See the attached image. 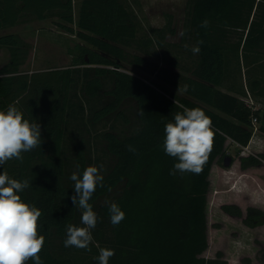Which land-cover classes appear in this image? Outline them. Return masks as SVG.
<instances>
[{"label":"trees","instance_id":"obj_1","mask_svg":"<svg viewBox=\"0 0 264 264\" xmlns=\"http://www.w3.org/2000/svg\"><path fill=\"white\" fill-rule=\"evenodd\" d=\"M72 2L15 0L10 5L14 16L9 17L7 0H0L1 23L14 24L29 12L35 18L58 16L65 22L61 26L80 39L68 49L71 64L22 71L23 40L13 33L0 35V49L10 51L9 61L0 68V110L14 105L25 119L40 125L42 140L39 147L22 153V161L0 165V173L29 181L18 194L42 212V264H99L100 248L114 250L108 264H229L222 251L213 257L202 255L209 246V177L216 160L225 157L228 139L247 146L254 118L262 122L258 129L264 132V108L256 103L264 104V0H189L182 42L192 40L195 46L203 41L200 52L184 68L186 73L178 71L179 56L170 57L169 65L158 70L161 82L123 64L124 46L138 40L141 23L125 0H81L77 14ZM204 20L209 21L207 28L201 27ZM164 30L176 34L171 19L166 27L153 29L161 45ZM153 40L146 35L140 42L149 46ZM127 100L135 102L139 117L131 132L98 127L113 114L130 123L133 107H123ZM185 107L201 108L212 121L213 149L199 174H171L178 161L163 149L166 123L174 122ZM84 127L94 141L85 140ZM263 161L264 151L240 155L242 168ZM92 162L103 165V186H97L89 201L98 216L91 230V251L65 247L66 226H83L82 210L71 200L75 192L70 176L74 171L82 175ZM112 202L125 213L116 226L110 222ZM221 208L242 217L249 227L264 224V209L259 207L248 206L245 215L237 203H223ZM260 253L264 263V247Z\"/></svg>","mask_w":264,"mask_h":264},{"label":"rangeland","instance_id":"obj_2","mask_svg":"<svg viewBox=\"0 0 264 264\" xmlns=\"http://www.w3.org/2000/svg\"><path fill=\"white\" fill-rule=\"evenodd\" d=\"M15 0H7L9 17L14 16L11 3ZM81 0H73L74 13L79 11ZM125 2L138 15L140 23V32L138 40L128 46H124L126 59L123 64L130 70H135L151 81L161 82L158 77L160 66H168L170 57H178V71L186 73L185 67L196 59L190 47L194 46L193 41L182 42V37L178 35L183 30L184 24L189 18L190 3L189 0H125ZM75 16V15H74ZM171 19V25L175 27L176 34H171L164 30L165 45L156 43L157 27H166ZM65 23L58 16L44 18L34 17L32 13H27L19 17L14 24L0 22V35L13 33L20 36L24 44L21 46L25 61L21 65L22 71L42 70L50 67H64L72 62V55L68 52L70 46L80 41L75 35V31L68 30L61 26ZM73 29H77L74 22L67 23ZM153 38L154 42L149 46L141 44V39L145 36ZM183 43L180 49L179 44ZM189 45L185 48L184 45ZM143 57L144 61H138L136 57ZM10 59V51L7 47L0 49V68ZM124 70V69H123ZM167 86V84L163 83ZM111 82L108 81V87ZM179 95H184L180 89L171 87ZM123 107L129 111L133 107V112H129L130 123L122 118L114 116L109 117L107 124L98 127L106 130L109 127L128 133L138 124L139 117L136 112L134 101H124ZM114 122V123H113ZM91 122L88 124L90 125ZM114 125V127L112 126ZM257 126L258 121H257ZM85 128V127H84ZM256 142L249 146L250 153H259L264 151V134L260 129L255 130ZM85 140L94 141L93 133L84 132ZM262 138V139H258ZM258 139V140H257ZM103 143V141L99 142ZM75 146V145H74ZM241 147L231 139L227 141L225 156L230 155L233 162L230 166L225 165L224 158H218L214 163L210 174V189L208 193L207 219H208V239L209 246L202 253L205 257H213L218 251L224 253L229 264H259L257 256L260 259L261 253L258 250L264 246V225L249 229L243 223L242 217L226 214L222 207L223 203H236L241 206L246 213L248 206H256L264 209V163L259 167L242 168L238 161L240 155L249 154L242 151ZM72 169H75L72 163ZM90 166H96L94 162ZM113 194H110L111 198ZM263 243V244H261ZM264 264V263H263Z\"/></svg>","mask_w":264,"mask_h":264},{"label":"clouds","instance_id":"obj_3","mask_svg":"<svg viewBox=\"0 0 264 264\" xmlns=\"http://www.w3.org/2000/svg\"><path fill=\"white\" fill-rule=\"evenodd\" d=\"M209 21L204 20L201 27L207 28ZM187 30L178 33L183 37ZM203 41L191 47L193 54H199ZM187 49L189 45L185 44ZM179 90V89H178ZM184 91H187L185 85ZM143 114V113H142ZM214 131L210 117L199 107L183 108L177 112L174 122L164 127V152L175 158L174 171L199 174L213 149ZM42 143L40 125L25 119L23 113L14 105L7 110H0V165L9 160H23L22 153L29 152ZM129 151L134 149L129 146ZM103 165L88 166L82 175L73 172L70 179L74 182L75 195L71 197L75 207L82 210L81 224L66 226L65 247H75L91 251L92 229L98 222L97 213L89 203L97 186H103L100 169ZM29 187L28 180L11 178L7 171L0 173V264H42L39 253L42 251L45 237L38 231L39 217L42 212L34 205L25 203L18 194ZM110 222L119 225L125 213L115 202L109 204ZM114 250L100 248L96 257L99 264H108Z\"/></svg>","mask_w":264,"mask_h":264},{"label":"crops","instance_id":"obj_4","mask_svg":"<svg viewBox=\"0 0 264 264\" xmlns=\"http://www.w3.org/2000/svg\"><path fill=\"white\" fill-rule=\"evenodd\" d=\"M223 90H225V91H229V90H227L226 88H222ZM229 92H231V91H229ZM231 93H234V92H231ZM260 101H263V100H257V107H263L264 108V104L263 103H261ZM262 111H263V109H262ZM261 121L260 122H258V124L259 125H261ZM262 131V130H261ZM262 133L264 134V132L262 131ZM255 137H256V135H255V133L253 132V135H252V137H251V139H250V142H249V144L247 145V146H251L252 144H255V142H256V139H255ZM258 139H262V138H258ZM257 139V140H258ZM229 140V139H228ZM264 141V139H262V141L261 142H263ZM233 142H236V141H233ZM236 143H238V142H236ZM240 144V143H239ZM256 145V144H255ZM247 155V154H246ZM238 161H239V163H240V157L238 158ZM263 163H264V161H263ZM214 165V164H213ZM259 166H263V164H261V165H259ZM259 166H254V167H259ZM251 167V166H250ZM211 174V173H210ZM210 178V177H209ZM237 203V202H236ZM227 214V213H226ZM229 215V214H228ZM264 225V224H263ZM247 226V225H246ZM260 226H262V225H260ZM256 227H259V226H256ZM256 227H249V226H247V228H249V229H254V228H256ZM261 244H263V243H261ZM262 247H264V246H261L260 247V249L262 248ZM260 249L258 250V254H259V251H260ZM227 259V258H226ZM257 262L259 263V264H263V262L258 258V256H257Z\"/></svg>","mask_w":264,"mask_h":264},{"label":"built area","instance_id":"obj_5","mask_svg":"<svg viewBox=\"0 0 264 264\" xmlns=\"http://www.w3.org/2000/svg\"><path fill=\"white\" fill-rule=\"evenodd\" d=\"M250 101L253 102L252 100H250ZM249 104H250V103H249ZM253 123H254V127H255L254 129L257 130V129H258V126L256 125V124H257V119H256V118L253 119ZM238 144H239V143H238ZM239 145H241V144H239ZM241 147H244V149H245V150L242 149V150H243V151H242L243 153H246V150H248V153H249V154H255V153H250V152H252V151L249 150V149H250L249 146L241 145ZM247 155H248V154H247Z\"/></svg>","mask_w":264,"mask_h":264},{"label":"water","instance_id":"obj_6","mask_svg":"<svg viewBox=\"0 0 264 264\" xmlns=\"http://www.w3.org/2000/svg\"><path fill=\"white\" fill-rule=\"evenodd\" d=\"M225 165L230 166L233 162V158L230 155L225 156L224 158Z\"/></svg>","mask_w":264,"mask_h":264},{"label":"flooded vegetation","instance_id":"obj_7","mask_svg":"<svg viewBox=\"0 0 264 264\" xmlns=\"http://www.w3.org/2000/svg\"><path fill=\"white\" fill-rule=\"evenodd\" d=\"M225 158V157H224Z\"/></svg>","mask_w":264,"mask_h":264}]
</instances>
